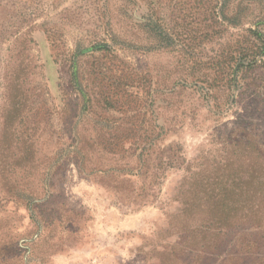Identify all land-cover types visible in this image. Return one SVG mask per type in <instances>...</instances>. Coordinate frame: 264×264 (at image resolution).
Returning <instances> with one entry per match:
<instances>
[{
    "label": "rangeland",
    "instance_id": "obj_1",
    "mask_svg": "<svg viewBox=\"0 0 264 264\" xmlns=\"http://www.w3.org/2000/svg\"><path fill=\"white\" fill-rule=\"evenodd\" d=\"M262 165L264 0H0V264H264Z\"/></svg>",
    "mask_w": 264,
    "mask_h": 264
},
{
    "label": "trees",
    "instance_id": "obj_2",
    "mask_svg": "<svg viewBox=\"0 0 264 264\" xmlns=\"http://www.w3.org/2000/svg\"><path fill=\"white\" fill-rule=\"evenodd\" d=\"M264 167V165H262ZM260 169H258L259 171ZM263 171V169L260 170V172ZM256 178V176H252L249 177L248 176V179H245L243 181V193L244 195H246L245 197L249 198V199H252L250 196H247V194L249 193V190H250V183H254V179ZM260 180V179H259ZM260 187H259V195L256 194L255 192V195L253 196V199H259V202H264V178H262L260 180ZM223 190L227 191L228 190V187H224ZM224 191V193H225ZM256 191V190H255ZM204 205V204H203ZM250 207V206H249ZM247 208V206H246ZM230 212V208L228 209V212ZM255 213H260V206L258 204H256V209H255ZM262 217V216H261ZM260 217V215L257 217L256 219V223L258 224V226L260 224H262L264 222V219H262ZM225 220V225H232L233 224V221L231 220V218L229 216H226L224 218ZM238 242L235 243V245H238L237 248L238 250L236 251H233L231 249V251H228L227 253H225L222 257V261H220V264H225V263H230V264H246L244 260H254L255 258L253 257V255L257 252L255 248V245H256V241L255 240H247L245 238H242V241H239L237 240ZM190 245H196L194 243H192L190 241ZM251 246V247H241V246ZM201 247H203V244L201 245ZM211 246H209L208 248H210ZM202 251L205 252V254L207 255H210V254H213V253H209L208 249L205 250V249H202ZM259 252V251H258ZM252 264H262L261 261H256L255 263H252Z\"/></svg>",
    "mask_w": 264,
    "mask_h": 264
}]
</instances>
